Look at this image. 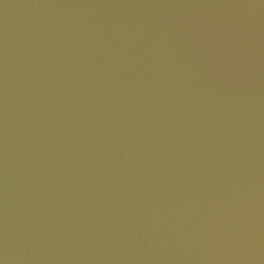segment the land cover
Instances as JSON below:
<instances>
[{"label": "water", "instance_id": "obj_1", "mask_svg": "<svg viewBox=\"0 0 264 264\" xmlns=\"http://www.w3.org/2000/svg\"><path fill=\"white\" fill-rule=\"evenodd\" d=\"M0 264H264V0H0Z\"/></svg>", "mask_w": 264, "mask_h": 264}]
</instances>
